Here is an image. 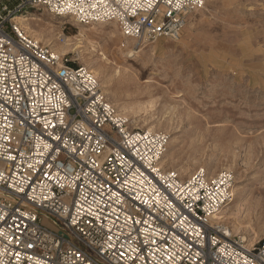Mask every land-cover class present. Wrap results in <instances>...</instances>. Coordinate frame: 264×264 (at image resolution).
<instances>
[{
    "label": "built area",
    "instance_id": "1",
    "mask_svg": "<svg viewBox=\"0 0 264 264\" xmlns=\"http://www.w3.org/2000/svg\"><path fill=\"white\" fill-rule=\"evenodd\" d=\"M205 2L0 0V264H264V239L248 247L212 219L230 173L161 168L167 136L130 128L90 69L16 21L114 23L137 45L178 39Z\"/></svg>",
    "mask_w": 264,
    "mask_h": 264
},
{
    "label": "rangeland",
    "instance_id": "2",
    "mask_svg": "<svg viewBox=\"0 0 264 264\" xmlns=\"http://www.w3.org/2000/svg\"><path fill=\"white\" fill-rule=\"evenodd\" d=\"M38 16L31 28L42 43L60 45V32L76 42L81 25L44 11L28 18ZM83 28L87 38L67 58L91 70L101 52L107 64L97 78L116 112L130 128L152 126L173 139L163 169L181 180L199 168L230 173L238 184L224 208L230 219L220 223L248 247L264 239V0H206L173 41L136 45L102 24Z\"/></svg>",
    "mask_w": 264,
    "mask_h": 264
},
{
    "label": "bare ground",
    "instance_id": "3",
    "mask_svg": "<svg viewBox=\"0 0 264 264\" xmlns=\"http://www.w3.org/2000/svg\"><path fill=\"white\" fill-rule=\"evenodd\" d=\"M42 19H41V17H32V18H24V17H22V16H19V17H17L16 18V21L17 22H19V25L25 30V32L29 35V36H31V37H33V38H35L36 40H38V41H42V39L40 38V36H41V33H39V31H36V30H34V29H32L31 28V25L32 24H37L38 22H40ZM50 21V20H49ZM48 21V22H49ZM52 26V25H51ZM50 26V27H51ZM102 26H104V27H109L110 28V30H112V31H114V30H118V28H117V26L115 25V24H113V23H107V24H102ZM83 27H86V25L85 26H80L78 29H79V33H78V35L77 36H75V37H73V38H75V43H72V39L71 38H69V37H66V35H65V41H64V43L63 44H58V45H56V47H52L55 51H57L59 54H61V55H64V54H68V53H76V51H77V49L78 48H80V46H79V44H81V42L83 41V40H85L87 37H86V33H85V31H86V28H83ZM55 28H58V27H55ZM100 28H101V26H100ZM40 30H42V34H43V31H45L46 32V28L45 27H41L40 28ZM91 30V29H90ZM54 31V30H53ZM61 31V30H60ZM47 33H49V32H47ZM51 33L52 32H50L49 34L51 35ZM62 32H60L59 34H61ZM104 33H105V31L103 30V33H102V35H104ZM108 32H106L105 34H107ZM109 34V33H108ZM43 36V35H42ZM106 36V35H105ZM58 37V36H57ZM100 38L102 39V37L100 36ZM105 40H106V38H105ZM107 42V41H106ZM119 42H121V41H119ZM74 45H76V47H74ZM98 45V43L96 42V43H91V46H92V49H93V51H95V48H96V46ZM117 45V44H116ZM136 49H138V51H133V52H131V53H127L128 54V56H132V55H134L135 53H137V52H139L140 51V49H139V46H136ZM78 52V51H77ZM129 52V51H128ZM97 53V52H96ZM98 54V53H97ZM101 56V57H100ZM92 57H96V59H94V60H92L91 58ZM90 59H91V61L96 65V68H94V69H91V71L98 77L99 76V73H100V70H103V68H104V66H106V61H107V59L105 58V57H103V54L100 52V54H98V55H92L91 57H90ZM103 83V82H102ZM107 86H105V85H103V89H105ZM128 120H130V118L128 119ZM148 129L149 130H153L154 128L152 127V126H150V127H148ZM171 143H173V139H170V138H168L167 139V144H166V146H168V145H170ZM161 165V166H160ZM163 162H161V160H160V162H159V166L161 167V168H163ZM235 180V179H234ZM238 183L235 181V184H234V186H233V189H232V197H233V199H232V201L234 200V198H235V193H236V185H237ZM224 208L225 207H223L217 214H215V215H213V217H212V219H214L215 221H217V222H225V220H227V219H230L229 217H227L226 216V213H225V216L223 215V213L225 212L224 211ZM233 220V219H232ZM50 223V222H49ZM46 224V223H45ZM51 224V223H50ZM240 226H238L236 229H240L239 228ZM252 231V230H251ZM228 233L229 234H231L230 233V231L228 230ZM245 241L247 242V240H246V238H245Z\"/></svg>",
    "mask_w": 264,
    "mask_h": 264
}]
</instances>
